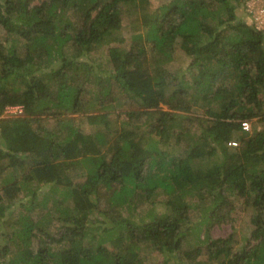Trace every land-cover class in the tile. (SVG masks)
I'll return each mask as SVG.
<instances>
[{
	"label": "trees",
	"instance_id": "obj_1",
	"mask_svg": "<svg viewBox=\"0 0 264 264\" xmlns=\"http://www.w3.org/2000/svg\"><path fill=\"white\" fill-rule=\"evenodd\" d=\"M242 3L0 0V27L25 41L21 55L0 37V184L31 195L19 201L20 226L0 245V262L13 244L21 264H264V33ZM124 25L131 43L110 46L125 42ZM176 43L191 58L181 75L163 65ZM101 45L109 66L89 56ZM118 95L131 109H119ZM192 104L202 108L197 130L177 131ZM15 106L20 114L3 115ZM182 137L186 152L173 154ZM33 183L53 191L37 204L50 205L46 224L58 213L57 234L32 218ZM240 200L253 228L234 250L232 234L211 228L231 223ZM197 204L204 213L192 223ZM36 231L48 240L34 245Z\"/></svg>",
	"mask_w": 264,
	"mask_h": 264
},
{
	"label": "rangeland",
	"instance_id": "obj_2",
	"mask_svg": "<svg viewBox=\"0 0 264 264\" xmlns=\"http://www.w3.org/2000/svg\"><path fill=\"white\" fill-rule=\"evenodd\" d=\"M151 3V7H157L162 3L168 2L169 0H149ZM264 5V0H243L242 5L239 7V12H241V14H243L244 18L246 19V21L248 23H252L256 26L255 24V14H257V10L260 8V6ZM68 18L71 20H75L76 16L72 11H69L68 13ZM122 34L125 37V42L123 43H111L110 46L112 45H117V46H122L123 48H127L129 46V44L131 43V34L132 31H130L129 27L127 26H123L122 27ZM7 33L6 31L0 27V37L3 41L8 40L9 44H12L14 46L17 47V49L19 50L18 52L23 55L24 54V49H25V41L22 40L21 38H19L18 36H9L7 37ZM107 49H108V45H101L96 47L91 53H90V57L91 59L95 60L97 63H102V66L105 67L107 65ZM72 51V47H64L63 52H71ZM170 52V56H171V60L168 62H165L163 65L168 68L170 71H176L181 75L182 72H184L187 68L189 63L191 62V58L187 57L183 50L180 48L179 44H173L171 46V48L169 49ZM91 59L89 58V60L91 61ZM94 63V62H92ZM96 65V64H95ZM97 66V65H96ZM109 66V64L107 65ZM98 67V66H97ZM101 67V66H100ZM98 67V68H100ZM101 69V68H100ZM99 69V70H100ZM101 71V70H100ZM99 71V72H100ZM101 74H104V71L100 72ZM84 77L81 75L80 79L82 80ZM91 87H94V85H91ZM114 102H116L115 100H113ZM117 103L116 105L120 104L119 109H131L128 106V103H126V101L124 100V97L122 95H118L117 96ZM191 103V102H190ZM197 105V104H196ZM195 104L191 105V111L188 113L187 117H191L192 120H188L186 118H184L181 121V125L183 128H178L177 131H189V132H193L194 130H197V121L196 119H194V115H201L202 114V108L199 107V105L196 106ZM21 109L20 107L17 108L15 107H8L6 108V111H4L3 115L5 116H14L17 114H20ZM41 122L43 124H45L48 127H52V122L48 121L46 119V117H41ZM112 130H114L118 125L115 122H111ZM151 137L155 138L154 135H152ZM151 137H145L143 138L142 142L145 143V145L149 142V139ZM235 141H238L236 138L234 139ZM186 139L182 137V140L175 142V139H173V154H179L182 155L186 152L187 150V143H186ZM234 147V146H231ZM25 166V165H24ZM22 166V168H19L17 170H15L13 172V174L15 175L16 179L18 180L20 178L22 169H24L25 167ZM76 174H74L73 179L75 181H78V178L81 179L82 177V172L83 168L77 169V171H75ZM4 177V175H3ZM3 183L0 184V193L2 194L3 198L0 201V205L4 206L6 209V217L4 219H1V223H0V245H3L6 242V238H8V236H14L13 233V227L14 226H20V222H18V214L19 212L24 213V208L22 206H20L19 201H27L30 200L31 195H26L25 191L23 190H17L16 187H9L8 185H4L3 187ZM29 186L31 188H33L34 190L37 189V194L38 197L35 200V204H37V202H39L38 200H40L42 198L43 193H46L48 196L53 194V191L51 190L50 186H43V187H37V185L35 183L33 184H29ZM59 191V190H58ZM57 191V194L60 195V193ZM7 194V195H5ZM107 194L102 197L101 201V205H107L106 203L107 201ZM164 197L162 195H159L157 198V202H159V200H163ZM240 202L241 200L238 202H236V204L238 205L237 209L232 213V215L235 217V219L230 223H222V224H214L211 228V234L213 237H225L229 234L233 235V241H232V247L234 250H237L238 248L241 247V245L244 243L245 238L250 234L251 229L253 228L252 224H251V220H250V214L252 211V208L250 207H240ZM155 206L157 211L160 212L162 211V206L156 202ZM49 204H51V201L49 202ZM68 204V201H67ZM9 205V207L7 206ZM242 206V205H241ZM245 206V205H243ZM38 208L35 209L34 211V215L32 216V218L34 219H41L45 225L47 223V218H43V216L45 215V211L47 208L50 207V205H47V207L37 206ZM144 208H147L146 206H144ZM140 211H142V207H139ZM145 210V209H144ZM143 210V211H144ZM204 213V209L203 206L201 204H197L195 207H192L190 209V215H191V222L193 223V221L197 220L202 214ZM57 216L58 213L55 212L53 219L51 220L50 224H49V234L50 235H54L58 233V229L56 228L58 221H57ZM95 217H97L95 215ZM95 229V228H94ZM95 231V230H94ZM45 233V232H44ZM42 237L45 238V240H48L47 237H45V235L43 234V231L37 232L36 231V236H34V245L38 242H40V239H43ZM192 240V238H191ZM190 240V241H191ZM49 241H51L49 239ZM193 242V240L191 241V243ZM154 254V252L151 253V255ZM20 253H19V249L16 247V245L11 244L10 246V251L8 253V255L5 257V259L3 260L4 262H0V264H21V262H15L18 257H19ZM149 255V251L146 253V256ZM204 258L205 257H201ZM19 261V260H18Z\"/></svg>",
	"mask_w": 264,
	"mask_h": 264
},
{
	"label": "built area",
	"instance_id": "obj_3",
	"mask_svg": "<svg viewBox=\"0 0 264 264\" xmlns=\"http://www.w3.org/2000/svg\"><path fill=\"white\" fill-rule=\"evenodd\" d=\"M255 18V24H256V28L258 30H261L264 33V5L260 6V8L257 10V14H255L254 16ZM17 108H19L18 106H16ZM8 108V107H7ZM241 128L242 130L245 131H250L251 129V124L248 121H241ZM256 128H260V125L258 124L256 126ZM229 146H236L237 142L234 140H231L230 142H228Z\"/></svg>",
	"mask_w": 264,
	"mask_h": 264
},
{
	"label": "clouds",
	"instance_id": "obj_4",
	"mask_svg": "<svg viewBox=\"0 0 264 264\" xmlns=\"http://www.w3.org/2000/svg\"><path fill=\"white\" fill-rule=\"evenodd\" d=\"M229 146V145H228ZM231 147V146H230Z\"/></svg>",
	"mask_w": 264,
	"mask_h": 264
}]
</instances>
